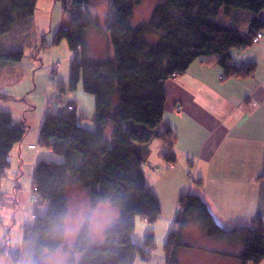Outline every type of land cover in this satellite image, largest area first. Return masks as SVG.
Here are the masks:
<instances>
[{"label": "trees", "instance_id": "1", "mask_svg": "<svg viewBox=\"0 0 264 264\" xmlns=\"http://www.w3.org/2000/svg\"><path fill=\"white\" fill-rule=\"evenodd\" d=\"M38 1L0 0V73L23 61L22 49L2 40L34 17ZM55 1L61 2L71 19L68 27L56 33L55 44L66 41L73 60L68 86L58 82L59 96L46 101L50 107L40 128V146L50 150L56 159L41 161L35 168V219L25 230V243L32 240L37 264H45L42 254L53 256L61 252L67 253V264L151 262L154 237L149 236L144 246H139L134 243L133 234L138 218L154 225L162 215L160 201L149 187L145 171L151 144L163 141L169 168L175 163L177 135L171 127L159 130L167 101L166 84L184 76L194 62L212 57L217 58L222 69L221 81L250 77L252 66L235 64L233 54L254 46L255 38L263 33L260 14L264 0H161L150 20L137 27L132 26V20L142 0H112L114 20L108 21L106 27L112 56L106 60L89 56L88 33L99 28L100 22L90 11V0ZM222 10L227 16L236 10L251 17L241 20L240 16L237 26H224L216 20ZM242 21L246 29L242 28ZM59 67L52 61L49 77L52 73L55 79L50 82L56 80ZM81 84L84 92L96 100L94 130L79 125L74 103L65 104L62 97ZM8 98L0 92V101ZM58 98L62 99L61 104L56 103ZM110 126L112 139L107 143ZM27 133L24 123L14 126L12 114L0 110V182L11 167L15 146L23 142ZM70 181L88 193L92 211L108 203L120 212L119 222L105 231L100 245L92 240L91 216L80 228L73 246H67V239L58 234L69 214ZM39 206L44 208L42 215ZM179 209L175 219L178 228L165 246L167 264H179L177 252L188 247L182 236L191 222L199 225L211 240L240 244L241 264L264 261V221L225 231L195 194L182 195ZM0 257L7 264L22 259L21 250L12 248L8 234L4 244H0Z\"/></svg>", "mask_w": 264, "mask_h": 264}, {"label": "crops", "instance_id": "2", "mask_svg": "<svg viewBox=\"0 0 264 264\" xmlns=\"http://www.w3.org/2000/svg\"><path fill=\"white\" fill-rule=\"evenodd\" d=\"M58 3H54L55 8ZM66 15L62 9V27L70 24V16L65 19ZM260 18L264 23V10ZM15 31L20 32L21 29ZM262 34L263 38L257 44L236 50L233 54L235 64L252 66L254 71L250 77L221 81L222 69L217 65V58L212 57L204 62H194L184 76L166 84L167 101L159 130L171 127L177 135L175 163L169 168L165 158L167 145L155 140L150 146L145 171L147 183L160 201L161 219L171 223L172 229L184 194L201 197L216 224L225 231L252 227L256 220L264 221V31ZM2 41L15 47L21 43L16 35L9 44ZM2 73L15 77L18 68L12 65ZM50 89L48 87V92ZM45 104L44 116L50 107L47 102ZM78 109L77 105V112ZM42 122L43 118L40 126ZM39 130L31 139L29 132L23 142L15 146L11 167L12 158L19 160L18 164H25L24 159L33 155L34 166L41 161L56 159L50 150L51 156L46 159L42 148L38 150L35 146L40 145ZM111 134L112 129L109 128L108 138ZM83 224L84 221L71 243L67 240V246L74 245ZM30 226L14 222L7 233L12 248H19L22 258L25 230ZM200 233L203 234L201 230ZM14 239L18 243L13 244ZM187 240L188 227L182 236L188 247L177 252L179 264H203V261L204 264H241L238 257L243 248L240 244L230 245L210 239L207 244L213 243L211 246L201 247ZM0 244H4V239H0ZM135 264L157 263L153 257L151 262L137 261Z\"/></svg>", "mask_w": 264, "mask_h": 264}, {"label": "rangeland", "instance_id": "3", "mask_svg": "<svg viewBox=\"0 0 264 264\" xmlns=\"http://www.w3.org/2000/svg\"><path fill=\"white\" fill-rule=\"evenodd\" d=\"M55 2V0H39L34 17L17 27L21 29L20 32L14 30L3 39L9 44L14 35L20 38L21 43L16 47L22 49L25 56L21 63L14 64L18 68V73L15 77L2 73L4 70L0 73V92L9 96L7 100L0 101V110L5 109L12 114L14 126L18 127L24 123L28 133L30 132L29 139L35 137L37 129L41 128L40 122L42 118L44 119L43 113L47 99L51 101V99L55 100V97L59 96L56 89L57 83H63L65 86H68L69 83L70 65L73 55L66 41L55 44L56 33L63 25L61 2L58 1L56 8V5L54 6ZM111 2L112 0H90V11L98 16L100 22L99 28L92 29L88 33L89 56L98 60H106L109 56H112L111 45L109 41L107 42L108 36L106 33L108 21L114 20ZM160 2L161 0H142L140 6L135 9L132 26L137 27L142 23L148 22L154 8ZM246 16L251 15L233 10L227 16L222 10L216 20L224 26H237L238 18L240 17L242 20L247 18ZM65 19H69L67 15ZM241 26L243 29L247 27L244 21H242ZM103 34H105L107 39ZM110 49L111 52H109ZM52 61L60 65L54 82L49 81V66ZM48 87L51 88L50 92H48ZM62 97L65 104L70 101L74 105L79 106L77 115L81 127L88 130L96 128L94 120L96 100L94 96L84 92L82 84L76 91H67ZM58 107L56 106L55 108L57 112L59 111ZM110 128L112 129L113 127L110 126ZM111 139L112 135L110 139L107 137L106 142L111 143ZM35 146L38 150L42 148L43 154H46V159H49L51 155L48 153V149L38 144ZM12 160L13 166L7 170V176L1 182L0 230L3 231V235L9 233L13 223H18V218L23 217L25 213H29L31 217L35 215L36 204L33 193V178L36 166H34L33 155L24 159L25 164H18L19 160L17 159L12 158ZM68 197L70 203L69 214L73 216L82 215L84 222L88 216H91L92 240L94 236L95 242H93L100 245L104 242L105 231L119 222L120 212L108 203L103 204L100 209L97 208L92 211L88 193L73 181L68 184ZM37 208L39 214L42 215L44 208L42 206ZM94 219L102 223V230H96L93 224ZM24 224L27 226L32 225L33 219L25 220ZM171 227H173L171 223L163 221L161 218L154 225L144 223L141 218H138L133 241L139 246H144L147 238L152 235L155 242L153 251L154 262L167 264L165 246L168 243L170 234L176 231L178 226L175 224L174 229ZM200 230L202 229L199 225L191 222L190 226H188L189 240L187 241H191L193 245L201 247L211 246L213 243L207 244L210 239H208L204 231L203 234L200 233ZM184 240L186 239L184 238ZM26 251H30L33 255V242L31 239L23 247L22 255ZM59 254L62 253L53 255V257ZM261 264H264V261Z\"/></svg>", "mask_w": 264, "mask_h": 264}, {"label": "clouds", "instance_id": "4", "mask_svg": "<svg viewBox=\"0 0 264 264\" xmlns=\"http://www.w3.org/2000/svg\"><path fill=\"white\" fill-rule=\"evenodd\" d=\"M28 219H34V217H31L29 213H25L23 217L18 218V223H24L25 220ZM82 221H83L82 215L73 216L69 214L59 226L58 234L62 235L65 239L69 241V243H71ZM93 224L97 231L102 230L103 225L98 220L94 219ZM0 239H4L2 230H0ZM12 243L16 244L18 243V240L14 239ZM42 258L45 260V264H67L68 261L67 253H62L55 257H53L51 254L48 255L42 254ZM0 264H5L3 259H0ZM11 264H37V260L33 257L30 251H26L23 254L22 259L11 262Z\"/></svg>", "mask_w": 264, "mask_h": 264}, {"label": "built area", "instance_id": "5", "mask_svg": "<svg viewBox=\"0 0 264 264\" xmlns=\"http://www.w3.org/2000/svg\"><path fill=\"white\" fill-rule=\"evenodd\" d=\"M262 38H263V34H259V35L255 38V40H254V44H257ZM49 79H50V80H54V79H55L54 74L51 73ZM56 103H57V104H61V103H62V99H61V98H58V99L56 100ZM69 110H72V107H69ZM154 171H155V170H154ZM179 210H180V212H183V209H182V208L179 209Z\"/></svg>", "mask_w": 264, "mask_h": 264}]
</instances>
